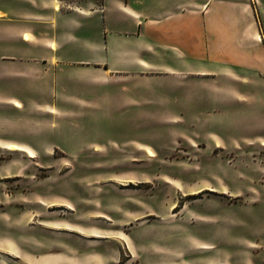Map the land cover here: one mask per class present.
Wrapping results in <instances>:
<instances>
[{"label":"rangeland","instance_id":"374dc122","mask_svg":"<svg viewBox=\"0 0 264 264\" xmlns=\"http://www.w3.org/2000/svg\"><path fill=\"white\" fill-rule=\"evenodd\" d=\"M251 30L240 64L180 81L192 87L30 78L0 62V99L19 102L0 103V138L33 156L0 153V174H19L0 178V264H264V67L246 63L264 54Z\"/></svg>","mask_w":264,"mask_h":264},{"label":"crops","instance_id":"0c3cea01","mask_svg":"<svg viewBox=\"0 0 264 264\" xmlns=\"http://www.w3.org/2000/svg\"><path fill=\"white\" fill-rule=\"evenodd\" d=\"M253 1L264 15V0ZM252 12L251 0H0V62L8 73L30 78L68 71L97 85L192 87L196 81H180L239 62L249 27L252 46L263 44L255 40L259 30ZM247 61L257 71L264 67L252 56ZM0 103L19 104L12 97ZM7 143L20 145L0 138V153L28 156L7 150ZM6 169L0 178L19 175Z\"/></svg>","mask_w":264,"mask_h":264},{"label":"bare ground","instance_id":"6f19581e","mask_svg":"<svg viewBox=\"0 0 264 264\" xmlns=\"http://www.w3.org/2000/svg\"><path fill=\"white\" fill-rule=\"evenodd\" d=\"M14 105H16V106H19V104L18 103H15ZM262 145H264V142L262 141ZM6 148H8V149H12L13 147L12 146H10V145H8ZM148 155H153V153H151V152H149L148 153Z\"/></svg>","mask_w":264,"mask_h":264}]
</instances>
